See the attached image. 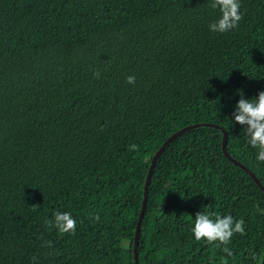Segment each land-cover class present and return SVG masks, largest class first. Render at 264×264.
<instances>
[{
	"label": "trees",
	"instance_id": "1",
	"mask_svg": "<svg viewBox=\"0 0 264 264\" xmlns=\"http://www.w3.org/2000/svg\"><path fill=\"white\" fill-rule=\"evenodd\" d=\"M208 5L0 0V264H134L151 157L194 122L225 128L227 150L264 184V163L232 117L237 90L246 99L264 91V0H240L241 21L223 34L209 30L220 13ZM56 211L71 213L75 234L47 227ZM197 211L244 221L227 264L264 256V191L212 126L160 154L139 264H222V248L190 232Z\"/></svg>",
	"mask_w": 264,
	"mask_h": 264
},
{
	"label": "clouds",
	"instance_id": "2",
	"mask_svg": "<svg viewBox=\"0 0 264 264\" xmlns=\"http://www.w3.org/2000/svg\"><path fill=\"white\" fill-rule=\"evenodd\" d=\"M208 6L220 13L218 18L208 25L209 30L213 33H227L235 29L242 19L240 0H209ZM93 75L99 78L100 73L96 71ZM125 79L129 84L135 83L133 75H129ZM237 91L240 94V99L234 106L232 117L236 123L243 126L247 145L256 150L255 159L259 163H264V91H259L255 97L247 99L241 90ZM128 150L139 151V146L133 143L128 146ZM37 206L33 204L32 210L35 211ZM90 218L99 221L100 216L99 214H90ZM45 223L49 229L55 227L61 236L66 233L75 234L76 220L69 212L56 211L53 213V219L47 220ZM190 232L196 241L204 240L216 248H222L225 254L222 264H227V258H235L234 252L227 245L234 234H245L244 221L234 219L230 214L220 215L217 212L197 211ZM44 245L51 247V242L44 241ZM36 259L37 257H32L33 261ZM250 259L255 264H264V256L256 253H252Z\"/></svg>",
	"mask_w": 264,
	"mask_h": 264
},
{
	"label": "water",
	"instance_id": "3",
	"mask_svg": "<svg viewBox=\"0 0 264 264\" xmlns=\"http://www.w3.org/2000/svg\"><path fill=\"white\" fill-rule=\"evenodd\" d=\"M199 126H212V127H216L218 129H220L221 132H222V149H223L224 154L230 160L234 161L235 163L239 164L243 169H245L251 175V177L255 180V182L260 186V188L264 191V184L261 181V179L250 168H248L244 163H242L240 160L234 158L230 154V152L227 150L226 143H227V138H228V132L221 125H219L217 123L201 121V122H194V123L188 124L186 126H183V127L179 128V129H177L176 131H174L171 135H169L160 144V146L157 148V150L152 155L150 163H149V166H148L146 179H145V183H144V188H143L141 208H140V212H139V215H138V219H137V223H136L135 231H134V240H133V247H132L134 264H139L137 248H138V243H139L140 225H141V221L143 219L144 213H145V208H146V203H147V195H148V189H149V183H150V179H151V175H152V171L154 169V166H155L160 154L162 153L164 148L169 144L170 141H172L174 138H176L181 133H183V132H185V131H187L189 129H192V128H195V127H199Z\"/></svg>",
	"mask_w": 264,
	"mask_h": 264
}]
</instances>
